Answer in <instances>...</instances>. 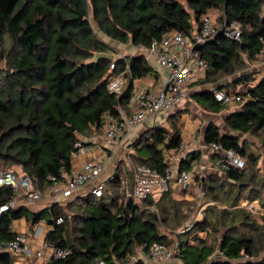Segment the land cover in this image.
<instances>
[{
    "label": "trees",
    "instance_id": "1",
    "mask_svg": "<svg viewBox=\"0 0 264 264\" xmlns=\"http://www.w3.org/2000/svg\"><path fill=\"white\" fill-rule=\"evenodd\" d=\"M213 9L223 12L221 24L238 22L242 37L234 41L219 29L197 46L209 68L194 84L214 83L246 68L247 61L259 62L264 52V0H0V171L20 166L43 188L48 176L60 177L71 169L75 144L82 136L103 133L105 114H117L119 107L131 112L133 83L118 95L107 86L108 74L126 72L131 81L157 76L142 53L117 58L111 69L112 48L99 38L92 21L112 40L150 47L172 30L190 37L195 23L200 25L202 16ZM251 81L244 75L234 86ZM193 97L208 111L223 109L212 90L196 91ZM242 97L240 108L225 118L231 133L210 122L204 140L209 147L218 142L235 151L248 165L203 179L204 201L226 206L208 205L204 220L194 224L192 230L206 232V237L190 243L184 238L187 234L178 235L177 257L183 264H264V217L259 222L255 213L239 207L241 200H258L264 206L261 154L241 137L250 135L264 148V75ZM179 120L180 114H171L168 126L151 128L130 144L131 168L124 160L118 164L110 182L112 195L77 197L67 204L69 214L59 206L38 213L24 207L10 209L0 218V243L16 236L14 220L26 217L36 223L63 217L46 242L70 253L64 258L52 256L47 264H143L131 259L139 246L159 241L170 248L160 224L175 229L178 206L192 210L194 202L176 200L171 189L157 200L146 199L145 207L132 200L119 204L117 188L123 169L130 183L138 165L165 172L167 152L180 153L183 147ZM201 155L199 150L189 152L180 168L191 170ZM14 195L11 186H0V205ZM151 206L158 207L162 217L147 210ZM220 229L225 231L217 235ZM214 255L220 258L212 259ZM240 258L248 259L231 262ZM12 261V254L0 253V264Z\"/></svg>",
    "mask_w": 264,
    "mask_h": 264
},
{
    "label": "built area",
    "instance_id": "2",
    "mask_svg": "<svg viewBox=\"0 0 264 264\" xmlns=\"http://www.w3.org/2000/svg\"><path fill=\"white\" fill-rule=\"evenodd\" d=\"M200 22L201 24L195 27L190 37L185 36L178 30H172L163 37L162 41L155 42L150 47L138 46V49L146 58L149 59L148 54L153 55L159 66L168 70L169 75L167 81L156 91L143 90L136 93L134 103L130 105L132 113L119 107L117 114L107 113L103 116V136L105 140L103 156L91 155L83 159L86 154H92L93 146L90 144L85 145L82 141L77 142L75 144L77 151L73 152L71 158V169L62 173L60 177L57 175L48 176L43 188H39L32 177L24 170L18 171L9 167L0 171V186H11L15 191L14 197L8 203L0 205V218L4 212L10 209H18L32 202L45 199L48 200V206L51 210L54 206H59L69 214L67 203L78 196V190L81 188H87L85 195L93 194L97 197L112 195L113 190L110 182L115 180V170L107 177H102L107 167L108 158L124 149L122 158L127 159L130 153V144L140 136L138 130L140 124L146 119H154L160 114L174 111L191 97L194 82L205 76L209 64L203 58L197 46L212 38L219 29L223 30L230 39L234 41L241 40L242 32L238 22L228 25L225 20L221 27L216 29L215 23L209 14L203 15ZM259 58L260 63L264 65V52L259 55ZM115 60L113 59L111 69L115 68ZM128 82L126 72L110 73L107 76L109 90L118 95L126 90ZM209 90L213 91L218 101L230 109L240 108L241 102H243V95L232 89L211 87ZM210 150L216 155V167L222 171L230 168L244 169L248 165V162L238 153L226 150L218 142L212 143ZM201 170L200 165L193 166L191 170H183L175 169L174 165L169 163L165 172L160 173L147 165L135 166L133 168L132 183L125 177L123 172L120 174V185L117 188L119 204L132 200V203L137 205L143 203L149 197L157 200L162 194L171 189L176 191L183 187H189L192 180L200 176ZM199 188L200 199L204 200V183H201ZM212 203L214 202H204L201 208H206ZM240 207L246 208L255 214L260 212L253 202H243ZM200 219H202V215L190 220L181 233L190 230ZM63 221V217L53 219L47 227L50 231L54 230L56 225L63 223ZM42 230L43 225H39L37 233ZM31 252L30 244L18 234L13 239L0 243V253L28 255ZM69 253L68 249H56L54 244L44 242L35 249L34 254L37 261L30 264H45V260H49L52 256L64 258ZM145 256L164 263L172 260L175 253L166 244L155 241L150 245L143 244L139 246L137 253L131 259L132 262L137 263ZM7 264L16 263L12 261ZM100 264H106V262L100 261Z\"/></svg>",
    "mask_w": 264,
    "mask_h": 264
},
{
    "label": "crops",
    "instance_id": "3",
    "mask_svg": "<svg viewBox=\"0 0 264 264\" xmlns=\"http://www.w3.org/2000/svg\"><path fill=\"white\" fill-rule=\"evenodd\" d=\"M109 38V37H108ZM106 43H109L105 39H103ZM115 41V40H114ZM123 44V43H120ZM130 44V46H129ZM127 45V51L128 53H119L115 56V59L122 57V56H127V55H136L142 53L137 46L132 45L131 43L128 44H123ZM109 57H111L109 55ZM148 59V58H147ZM150 65L153 67V63L148 59ZM260 68L264 70V65L260 63ZM162 68V69H161ZM156 71L157 76H146L145 78L142 79H134L132 81L134 85V96L133 99L131 100L129 104L130 108V113H132V108L131 104L133 105L136 93L143 91V90H149V91H156L158 88H160L166 81L169 75V72L167 69L164 67H157V70L154 68ZM162 71L166 72L165 75H162ZM163 77V78H162ZM127 78L129 79L128 85L130 84L131 80L129 76L127 75ZM227 82H221V83H209V84H193L194 87L192 88V95L190 98H188L182 105L177 107L174 111L168 112L166 114H160L157 118L154 119H146L140 126L138 127V130L141 133L146 132L147 130L154 128V127H163V126H168V118L171 114L178 113L180 114V120L178 122V126L182 129L183 131V146L184 149L181 150L180 153H176L175 150H169L168 156L166 158V161L169 165V163H172L175 167V169H181L180 164L181 160L189 153L195 150L201 151V159L198 163H194L193 166L195 165H200L202 167V172L198 178H194L190 184L189 187H183L181 189H177L176 191H173V196L176 200L179 201H198L199 206L205 202L204 200L200 199L199 192H200V185L201 183H204L203 179L206 178L208 175L215 174L219 176H224V171L218 169L215 165V159L216 155H213L212 151L210 150V147L205 143L204 136H205V129L207 125L210 122L216 123L223 131L231 133L229 129L226 128L225 126V118L227 115H229L231 112L238 110L239 108L236 109H230L228 106L222 103L223 109L219 112H213V111H208L204 109L200 103L197 102V100L193 97V94L196 91H201L205 89H210L208 88L209 85H215L218 88H223L226 90H231V87L225 88L224 85ZM191 125V129L188 130V126ZM158 136V134H157ZM82 141L86 142L87 144H90L93 146V152L92 154H86L83 156L84 158H88L91 155H98V156H103L104 154V149L103 145L105 144L104 136L103 133L101 134H94L91 137H83L82 136ZM127 147V145H125ZM130 152L132 150L129 148ZM124 153L123 150H119L116 155H112L111 157L108 158L107 161V167L105 172L102 174V177L105 178L109 174H111L118 164L121 162V160L125 161L126 166L130 169V165L127 159H123L122 155ZM128 157V156H127ZM259 169L261 170L262 166H258ZM12 169L15 170H23L22 167L20 166H12ZM122 172L125 174V177L129 180L130 176L125 172V169L122 170ZM200 178V179H199ZM131 180V179H130ZM87 192V188H81L78 190V196H84L85 193ZM76 197V198H77ZM76 198L68 201H74ZM213 202V201H209ZM243 202H249L248 200H244ZM252 203V202H250ZM254 205L257 206L259 209L260 214L262 212L260 202L258 200L253 201ZM68 204V203H67ZM212 204H217L218 203L214 202ZM35 206V207H34ZM241 206V204H240ZM239 206V207H240ZM25 209H27L31 213H38L43 210L46 211H51V208L48 206V200L45 199V202L41 205V207H38L37 205L34 204H28L26 206H22ZM68 211V209H67ZM69 212V211H68ZM30 213V214H31ZM70 213V212H69ZM49 224V221L46 219H43L39 222H32L31 220H28L26 217H22L20 219L14 220L12 224V230L14 233L21 235L26 239V241L30 244L32 252L31 254L25 255V254H12V259L16 264H30L33 262L37 261V257L35 256L34 252L35 249L37 248L38 245L43 244L46 242V237L48 233L50 232L49 228L47 227ZM39 225H43V230L37 233V229ZM263 256V255H262ZM175 258V257H174ZM172 259L170 261L161 263L158 261H155L151 258L148 257H142L140 261L143 262V264H183L182 260L176 257L175 259ZM220 257H217V259ZM216 259V258H215ZM248 259V258H247ZM247 259L240 258L239 260H231L232 263H239L242 261H247ZM47 264L49 260H45ZM153 262V263H151ZM120 264V263H116Z\"/></svg>",
    "mask_w": 264,
    "mask_h": 264
},
{
    "label": "rangeland",
    "instance_id": "4",
    "mask_svg": "<svg viewBox=\"0 0 264 264\" xmlns=\"http://www.w3.org/2000/svg\"><path fill=\"white\" fill-rule=\"evenodd\" d=\"M209 15L211 16V18L213 19L214 23H215V27L216 29H219L221 27V17L223 16V12L219 9H213L209 12ZM93 27L95 32L98 34L99 38L101 40L105 39L106 41H108L109 45L112 48V52L109 54L111 56V58L115 59V56L121 52L123 53H128L127 45H123L120 44L117 41L112 40L111 38H108L105 34L101 33L98 29V27L96 26L95 22L92 21ZM198 24L195 23V26H197ZM130 46V44H129ZM129 54V53H128ZM148 57L150 59V61L153 63V68H155L157 70V67H160L159 64L156 62L155 57L151 54H148ZM245 59H247L246 56H244ZM260 60L259 62L256 61H247L246 64V68L238 71L237 73L233 74V75H225L222 76L221 78H219L218 81L214 82V83H221V82H227L224 87L228 88L231 87L232 90H234L235 92H240L242 95L245 94L247 88L255 85L259 79L264 75V70H262L260 68ZM5 64L3 63L1 65V68H4ZM162 69V68H161ZM166 72L162 71V75H165ZM244 75H248L251 76L252 80L251 82L248 83H242L239 84L238 86H234V81H236L239 77L244 76ZM163 78V77H162ZM194 87V86H193ZM211 87H216L215 85H209L208 88ZM191 129V125L188 126V130ZM101 134V133H98ZM158 136L161 137V132L158 133ZM242 138H247L250 142L253 143V149L256 150L257 152H260L261 157H260V161L258 166H262L261 168V172L264 174V148L261 146V144L259 143V141L250 136V135H241ZM132 141V140H131ZM127 142V141H125ZM124 142V143H125ZM130 142V141H129ZM128 142V143H129ZM244 200H241L239 203V206L241 204V202ZM43 202H45V200H40V201H36V202H32L30 204H34L37 205L38 207H41V205L43 204ZM194 202V204L192 205V210L188 209L187 206H178V220L179 222H177L178 220L176 219V222H174L173 224L179 223L178 226L175 229H168L165 225L163 226L162 224H160L161 226V233L167 235L168 237V245H169V249L172 250L175 253V258L177 257L178 254V248H177V244L178 241L180 239V236L178 235H184L187 234L188 236H184L185 239H188V241L190 243H196L198 241L199 238L201 237H206V232H198V231H194L192 230L193 227L190 230H187L184 233H181V231L183 229H185V225L190 221V220H194L196 219L199 215H202V219H200V221H203L206 213H205V209L207 208H201L199 206V202L198 201H192ZM261 205V209L262 212L260 214H256V217L258 219L259 222H263V217H264V206L262 203H260ZM138 206L140 207H145L146 205H144V203H140ZM202 206V205H201ZM220 207H225L226 205H219ZM35 207V206H34ZM147 210L152 211V212H156L160 217L161 216V212L159 210L158 207L156 206H151L150 208H148ZM201 212V213H200ZM221 230V229H220ZM225 231V229H222L219 234L223 233ZM209 239H211V235L209 234ZM138 251V248L135 250L136 254ZM147 257V256H145ZM219 257V255H214L212 257L213 258H217ZM174 258V259H175ZM153 263V262H151Z\"/></svg>",
    "mask_w": 264,
    "mask_h": 264
},
{
    "label": "water",
    "instance_id": "5",
    "mask_svg": "<svg viewBox=\"0 0 264 264\" xmlns=\"http://www.w3.org/2000/svg\"><path fill=\"white\" fill-rule=\"evenodd\" d=\"M131 84H132V81H131L130 84L127 86L126 90L130 87Z\"/></svg>",
    "mask_w": 264,
    "mask_h": 264
}]
</instances>
